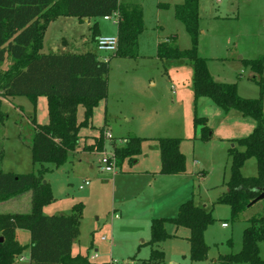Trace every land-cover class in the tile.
<instances>
[{
	"label": "rangeland",
	"instance_id": "rangeland-1",
	"mask_svg": "<svg viewBox=\"0 0 264 264\" xmlns=\"http://www.w3.org/2000/svg\"><path fill=\"white\" fill-rule=\"evenodd\" d=\"M182 2L119 0L122 5H136L142 10L143 30L138 36L135 59L117 58L113 53L95 50L90 28L96 23L101 36L116 37L114 18L57 19L44 31L40 50L43 54L92 52L98 60H108L107 97L93 108L89 123L78 129L74 152L68 153L66 163L58 168L43 165L47 170L43 178L53 197L42 208L44 215H53L57 208L61 211L58 215H69L72 205L78 202L84 205L78 236L72 244L73 256L89 257L96 249L98 257L94 263L142 264L150 255V219L174 218L176 203L191 199L194 205L210 211L213 220L203 234L207 260L190 261L188 230L175 229L171 224L165 225V231L172 237L152 248L163 253L160 264H215L219 255L240 250L242 231L249 219L264 216V200L248 206L234 218L230 207L218 201L219 195L226 192L225 184L230 176L227 151L232 147L242 151L236 141L247 137L255 122L235 111L224 113L208 99L194 101L192 66L156 57L157 42L169 41L180 50L190 48L184 27L173 17L174 5ZM158 3L168 4L169 8L160 9ZM198 14L197 53L209 60L207 66L214 81L235 83L240 97L256 98L258 88L250 80L253 74L240 66L239 59L264 57V0H199ZM8 66L10 62L6 59L1 68L6 70ZM261 78L264 82V71ZM0 109L7 115L0 125L1 171L36 174L41 168L31 161L30 121L33 118L36 125L48 124L46 98L38 97L31 104L25 97H14L2 100ZM82 115L79 106L77 122L82 120ZM195 117L202 121L195 123ZM205 127L210 138L202 131ZM101 136L102 149L92 152L90 148ZM146 137L180 139L185 172L180 178L163 179L173 182L170 195L156 189L162 177H155V188L150 192L146 188L149 179L130 174L146 165L158 166L154 139L141 145L142 154L137 161L123 159L116 163L113 175L96 168L102 153L110 154L113 145H122L124 139ZM256 174V162L250 158L241 168V175L255 177ZM85 181H88L86 186ZM29 196L28 192L1 202L0 214L26 213ZM119 203L126 214L122 217L117 213L119 219L110 221L111 209ZM147 208L150 212L144 217L135 216ZM101 238L111 240V245ZM258 255L264 260L263 242L258 243ZM18 261L19 258L14 264H27Z\"/></svg>",
	"mask_w": 264,
	"mask_h": 264
},
{
	"label": "trees",
	"instance_id": "trees-1",
	"mask_svg": "<svg viewBox=\"0 0 264 264\" xmlns=\"http://www.w3.org/2000/svg\"><path fill=\"white\" fill-rule=\"evenodd\" d=\"M160 9L168 4L158 3ZM199 0H183L173 7V17L185 29L190 48L178 49L169 41L156 45V57L189 63L193 76L191 88L194 101L210 100L224 113L235 111L255 122L253 131L229 148L230 176L225 184L226 192L218 197L220 203L230 207L231 217H236L249 203L264 191V57L239 59L240 66L253 75L250 80L258 88L256 98H242L235 83H220L210 75L206 58L197 53ZM115 15L117 47L114 57L135 59L138 56V36L143 30V14L139 6L119 3V0H0V107L1 101L25 97L31 104L36 98L47 101L48 124L36 125L32 118V135L29 144L31 161L40 166L36 174L17 175L0 169V203L24 193H30L26 213L0 214V264H14L27 250L30 264H105L91 262L87 256L72 255L71 247L77 238L82 219L83 204L72 205L69 215H49L42 208L53 200L52 191L44 181L47 171L44 164L55 168L64 165L68 153L74 152L78 129L86 126L93 108L107 97L108 60L97 59L92 52L47 53L40 52L44 31L50 22L60 17L104 18ZM91 39L99 37L96 23L90 28ZM96 50V49H95ZM9 60L6 70L1 65ZM83 110L82 120L77 122L78 107ZM7 115L0 109V125ZM202 119L194 118V122ZM210 138L207 128H202ZM204 137L201 136L200 139ZM141 138L125 139L123 147H113L115 165L123 159L133 160L141 153ZM103 136L95 142L102 149ZM161 175H181L185 172L184 157L179 151L180 139L157 138ZM3 155L0 149V165ZM256 162L255 177H243L241 168L245 161ZM210 211L187 200L178 206L174 218H154L149 223V259L142 264H160L163 253L152 248L172 236L165 231L171 224L189 232V260H207V246L203 234L211 224ZM29 233L30 243L21 246L15 240V231ZM264 243V216L253 217L242 231L241 248L237 253L219 255L215 264H264L258 255V243Z\"/></svg>",
	"mask_w": 264,
	"mask_h": 264
},
{
	"label": "crops",
	"instance_id": "crops-1",
	"mask_svg": "<svg viewBox=\"0 0 264 264\" xmlns=\"http://www.w3.org/2000/svg\"><path fill=\"white\" fill-rule=\"evenodd\" d=\"M64 17H60V18H58V19H63ZM57 20V19H56ZM85 20V19H84ZM99 36H101L100 34H99ZM158 43V42H157ZM157 45V44H156ZM54 52H56V51H54ZM207 64H208V62H207ZM207 68H208V66H207ZM208 71H209V73H210V70H209V68H208ZM211 75V74H210ZM173 88V87H172ZM172 93H174L173 91H172ZM201 99H204V98H201ZM230 112H232V111H230ZM158 138H165V137H158ZM141 139H143V141H142V143H141V145L143 144V143H145L146 141H149V140H152V139H154L155 141H156V139L155 138H149V137H146V138H141ZM125 140V139H124ZM122 141V145H120V146H118L117 148H120V147H123L124 146V143L123 142H125V141ZM114 144V143H113ZM156 144H157V142H156ZM103 146V145H102ZM116 145H113V147H115ZM157 148H158V145H157ZM90 150L93 152V151H96L97 150V147L95 146V144L93 145V147H91L90 148ZM99 150H97V152H98ZM142 154V150H141V153H140V155ZM139 155V156H140ZM139 156H137L135 159H133V160H135V161H137L138 160V158H140ZM157 163H158V166H156V167H152V165H150V166H148V165H146V166H144V167H142L141 169H138V170H136V171H132L130 174H132V175H137V176H139V177H144V178H146V179H149L148 180V182H147V185H146V188H148V190L147 191H150V192H152L153 191V188H155V177H162L161 179L162 180H160V182L158 183V184H156V189H159L160 191H163L162 193L163 194H165V193H168L169 195L170 194H172V192H173V188H172V186H173V182H172V180H163V179H175V178H180V177H182L184 174H181V175H170V176H165V175H161L160 173H159V170H160V163H159V150H158V156H157ZM129 161H131V160H129ZM97 165H98V162H97ZM96 165V168L98 167ZM97 170H98V168H97ZM173 177V178H172ZM165 187V188H164ZM165 189H167V191H165ZM171 191V192H170ZM147 193V192H146ZM142 194V193H141ZM139 195L140 194H138L137 196L139 197ZM168 199H170V198H168ZM171 200V199H170ZM171 201H173V198H172V200ZM78 203H81V202H78ZM115 204V202H112V204ZM181 203H176V210L178 209V206L180 205ZM119 206H117V207H112V209H111V214H117V213H119L120 215H122V217H123V215H125L126 214V211L124 210V207L122 206V204L121 203H119L118 204ZM83 209H84V205H83ZM57 211H56V213H54L53 215H58V214H60L61 213V211H58V208L56 209ZM150 212V210L147 208V209H142V210H139L137 213H136V217H144L147 213H149ZM43 213V212H42ZM82 214H83V212H82ZM119 217L120 216H118V218L117 219H119ZM117 219H112V215H110V221H113V220H117ZM141 220H142V218H140ZM152 219V218H151ZM150 219V220H151ZM149 223H150V221H149ZM15 240L19 243V245H21V246H28L29 245V243H30V239H29V233L28 232H26V231H22V230H16L15 231ZM110 242V244L109 245H111V240L109 241ZM71 253H72V247H71ZM97 254V251H96V249L95 250H93V252H92V254L90 255V256H92L93 254ZM73 255V254H72ZM98 255V254H97ZM89 256V257H90ZM88 257V258H89ZM20 258H22V260H20ZM20 258H19V261H18V263H22V262H27V264H30V262H29V259H28V252H27V250L26 251H24V253L20 256ZM93 262V261H92Z\"/></svg>",
	"mask_w": 264,
	"mask_h": 264
},
{
	"label": "built area",
	"instance_id": "built-area-1",
	"mask_svg": "<svg viewBox=\"0 0 264 264\" xmlns=\"http://www.w3.org/2000/svg\"><path fill=\"white\" fill-rule=\"evenodd\" d=\"M111 18L115 19L116 22V17L115 15L112 16H107L104 17V20H110ZM116 47H117V39L116 37H103V36H99L96 39V43H95V49L98 52H106V53H115L116 51ZM101 60H103L104 62L107 61L106 58H102ZM105 137L110 139L109 134H105ZM103 152V151H102ZM98 171L101 173H107L109 175H113L115 173V157L113 155V151H111L110 154H105L102 153V157L100 158L99 162H98ZM84 185H88V181L84 182ZM82 187H79V190H81ZM112 215V219H117L118 218V214H111ZM222 227H226L225 224L221 225ZM102 241H106L110 244L109 241H107L105 238H101ZM98 257V255L95 253L92 256H90L88 259L92 262L94 259H96ZM20 260H22V258H20ZM111 264V263H110Z\"/></svg>",
	"mask_w": 264,
	"mask_h": 264
},
{
	"label": "water",
	"instance_id": "water-1",
	"mask_svg": "<svg viewBox=\"0 0 264 264\" xmlns=\"http://www.w3.org/2000/svg\"><path fill=\"white\" fill-rule=\"evenodd\" d=\"M260 200H264V191L257 198H255L253 201H251L248 206H251V205H253L254 203H256L257 201H260ZM1 241H2V239L0 238V242Z\"/></svg>",
	"mask_w": 264,
	"mask_h": 264
}]
</instances>
